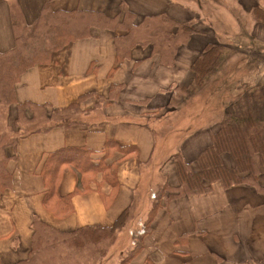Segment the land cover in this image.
<instances>
[{
  "label": "crops",
  "instance_id": "obj_1",
  "mask_svg": "<svg viewBox=\"0 0 264 264\" xmlns=\"http://www.w3.org/2000/svg\"><path fill=\"white\" fill-rule=\"evenodd\" d=\"M124 3L135 23L167 17L191 25L193 31L178 47L174 61L164 64L150 45H136L118 62L114 38L125 32L93 27L89 36L54 53L51 62L35 65L20 76L14 87L17 103L44 105L47 110L78 103L82 113L67 126L24 133L13 145L0 146L10 175V186L0 194L1 264L27 258L35 221L62 232L110 227L125 209L132 206L133 214L138 199V216L132 222V215L111 248L122 239L125 245L115 248V253L125 252L136 222L140 226L148 215L150 208H142L157 176L172 187L179 183L169 157L178 153L195 169L198 155L210 145V127L184 135L174 131L171 139L178 138L179 144L166 150L160 137V123L181 114L169 106L170 100L175 87L193 84L194 60L207 46L218 45L223 51L220 73L230 70L239 54L254 55L264 80V0ZM13 4L29 24L44 4L55 11L98 12L122 19L119 0H0V53L15 47ZM95 96L105 101L95 105ZM10 109L16 115V105ZM78 149L89 151L92 164L105 170L81 172L73 164L60 165L54 191L46 200L43 165ZM222 161L227 168L233 166L227 154ZM258 183L264 189V175ZM124 264H264V191L247 184L226 188L215 182L207 193L172 198L156 211L150 231L142 236L141 250Z\"/></svg>",
  "mask_w": 264,
  "mask_h": 264
},
{
  "label": "trees",
  "instance_id": "obj_2",
  "mask_svg": "<svg viewBox=\"0 0 264 264\" xmlns=\"http://www.w3.org/2000/svg\"><path fill=\"white\" fill-rule=\"evenodd\" d=\"M119 1L122 16L120 21L98 12L55 11L44 4L37 18L29 24L18 5H11L15 47L9 52L0 53V116L3 111L16 105L15 127L21 124V118L30 123L27 126L33 127L26 134L46 132L54 126H67L74 122L76 119L72 118L82 113L78 103L50 110L44 105L30 102L19 104L15 101L14 87L25 71L35 65L51 62L54 53L69 42L89 36V30L93 27L125 32L124 35L114 38L118 62L126 59L136 45H150L152 52L158 54L164 64H171L178 47L185 45L192 33L191 25L178 24L167 17L144 19L135 23V16L127 9L124 0ZM222 52L218 45L207 46L192 63L193 84L188 88H174L177 95H172L171 107L184 113L183 107L187 100L199 95L207 85L217 81L209 98L218 99V104L211 109V113L218 114L219 117L215 122H201L200 115H196V126L190 119V126L183 125L175 130L184 135L209 126L210 145L198 155L197 169H193L178 153L170 157L174 162L179 183L174 187V191L170 192V196H165V188H158L153 192L152 205L142 229L133 233V247L129 250L128 259L141 250L142 236L150 231V223L156 211L166 207L172 198L207 193L215 182H220L226 188L247 184L260 192L264 191L258 183L259 176L264 175V80L259 77L256 61L241 54L237 56L230 70H221L219 73ZM221 95L222 97H219ZM95 97V105L105 101ZM1 119L3 118L0 117V122ZM51 121L54 123L51 124ZM1 137L0 132V140ZM15 140L8 144L13 145ZM5 144L0 143V146ZM1 150L2 148L0 194L10 186V175L5 171L6 158ZM69 154L70 156H63L56 161L47 160L43 165L42 175L47 184L46 200L50 199L54 191L60 165L73 164L81 172L105 170L104 166L92 164L87 150L78 149ZM224 154L231 157L232 167L227 168L223 164ZM112 183L115 184L114 181ZM158 184L161 185L160 182ZM62 199L68 202L69 197ZM131 210L132 206L125 209L110 227L86 226L70 232H62L35 221L31 250L26 259L14 264H96V260L104 256L106 249L114 243L117 235L132 219ZM82 252L83 255L88 252L85 258L80 255Z\"/></svg>",
  "mask_w": 264,
  "mask_h": 264
},
{
  "label": "rangeland",
  "instance_id": "obj_3",
  "mask_svg": "<svg viewBox=\"0 0 264 264\" xmlns=\"http://www.w3.org/2000/svg\"><path fill=\"white\" fill-rule=\"evenodd\" d=\"M239 52H242L241 50H237ZM243 54H247L242 52ZM250 55V54H249ZM257 56L252 55L251 58H253L254 60L256 59ZM256 61V62H255ZM255 64L258 62L257 60H255ZM217 83V81H215L214 83H212L211 85H207V87L202 91V93H200L199 95L187 100L186 105L184 108V113L178 114V115H171L169 117H167V120L160 123V130H162L163 128V133L160 134V137L162 138V140H164V147L163 145L161 147V149L166 150V148L168 149L169 147H171L172 145H178L179 144V140L178 138L176 139H171L172 135L175 133L173 131H175L177 128L182 127L184 123H186L187 121H189L190 119H192V121L194 122L193 124L196 126V123L194 121V118L196 115H200L199 119L201 122H215L219 115H215L214 113H211V109H213L215 107V105L218 104V99L217 98H209L210 92L211 90L216 86L215 84ZM173 96L177 95V91H173ZM181 94V93H180ZM219 97H222L219 96ZM97 98L94 100L96 101ZM169 106H172L171 103ZM82 111V110H81ZM8 112V113H7ZM12 110L9 109L7 111H3V114L0 116L1 118V122H0V132L2 134L0 143L2 144L3 142H10L11 144L13 143L14 139H17L20 135L27 133L29 131H31L33 129L32 126H27L30 123H27L25 120H23V118H21V124H19L18 122V127H15L16 125L14 124V118H16V116L13 114L12 115ZM7 114V115H6ZM6 115V116H5ZM81 118V113L75 115L72 119H79ZM54 121H51V124H53ZM212 124V123H211ZM191 124H189L190 126ZM201 125V124H199ZM209 127V126H206ZM171 129H173L171 131ZM5 131V132H4ZM169 159H171L169 157ZM195 169H197V167H195ZM159 179V180H158ZM158 182L161 183V185L158 184ZM176 187V186H175ZM161 189V188H165L164 193L165 196H170V192L174 191V187L170 186L167 181L160 177V175L157 176V183L155 185H153V188L149 190V192L147 194V201L144 204V208H142V210L147 211L148 208H151L152 205V194L153 192H156L157 189ZM146 194L144 195V197L146 198ZM141 195H140V199H141ZM163 202V201H161ZM135 206H134V211H133V220L132 222L135 221V217H137V212L139 211L138 209V205H139V200L137 199L135 202ZM146 216H144L141 221H140V226H139V222L137 221L136 224L138 225V227L136 229H134L133 231H131L130 233L133 235L134 232H139L142 229V222L145 221ZM131 222V223H132ZM117 238V237H116ZM122 238V237H119ZM124 246L125 243H123L122 239L118 240L117 245L114 247V249L112 250L111 248H113V244L106 249V253L104 254L103 257H101L98 261L96 260V264H121L122 261H125L129 258V250L133 247V238H132V242L130 243V245L126 248L125 252H123L122 254H117L115 253V251L117 249L115 248H121V246ZM104 247L102 246L101 249H103ZM112 250V251H111ZM87 253L83 252L80 254L82 256V258H85V255H87Z\"/></svg>",
  "mask_w": 264,
  "mask_h": 264
}]
</instances>
